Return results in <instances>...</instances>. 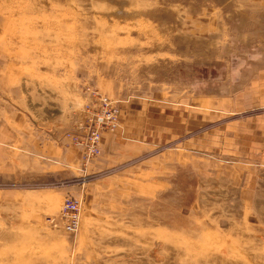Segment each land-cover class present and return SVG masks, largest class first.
<instances>
[{"label": "rangeland", "instance_id": "rangeland-1", "mask_svg": "<svg viewBox=\"0 0 264 264\" xmlns=\"http://www.w3.org/2000/svg\"><path fill=\"white\" fill-rule=\"evenodd\" d=\"M0 264H264V0H0Z\"/></svg>", "mask_w": 264, "mask_h": 264}, {"label": "built area", "instance_id": "built-area-1", "mask_svg": "<svg viewBox=\"0 0 264 264\" xmlns=\"http://www.w3.org/2000/svg\"><path fill=\"white\" fill-rule=\"evenodd\" d=\"M84 111L72 127L60 133L59 140L64 145H72L80 152V164H89L99 152L101 134L113 130L119 122L120 108L107 96L96 90L89 92ZM58 218L65 232H75L79 224L80 207L76 200L65 196L60 202Z\"/></svg>", "mask_w": 264, "mask_h": 264}, {"label": "crops", "instance_id": "crops-1", "mask_svg": "<svg viewBox=\"0 0 264 264\" xmlns=\"http://www.w3.org/2000/svg\"><path fill=\"white\" fill-rule=\"evenodd\" d=\"M42 134L44 135V138L46 140L50 141L51 143H54L53 136H52L51 132H43ZM101 138H102V134H101ZM100 142H101V139H100ZM55 144H57L56 145L57 147H51V148L53 150H54V148L59 149V152H60V150H61L60 146L61 145H59L58 143H55ZM70 153H72L73 156H76L75 159H77L78 156L80 157V152H79L78 148H76V147L74 149L73 148H71V149L67 148V152H63V156L60 157V160H59V161H61L60 163L67 164L69 162V158L67 157V154L69 156Z\"/></svg>", "mask_w": 264, "mask_h": 264}]
</instances>
